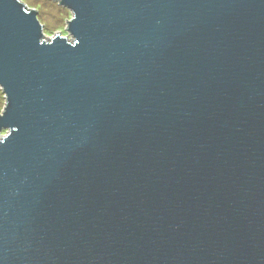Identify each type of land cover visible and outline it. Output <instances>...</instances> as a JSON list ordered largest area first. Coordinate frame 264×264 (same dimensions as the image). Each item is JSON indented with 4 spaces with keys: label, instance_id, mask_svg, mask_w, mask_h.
Wrapping results in <instances>:
<instances>
[{
    "label": "water",
    "instance_id": "1",
    "mask_svg": "<svg viewBox=\"0 0 264 264\" xmlns=\"http://www.w3.org/2000/svg\"><path fill=\"white\" fill-rule=\"evenodd\" d=\"M0 0V264H264V0Z\"/></svg>",
    "mask_w": 264,
    "mask_h": 264
},
{
    "label": "rangeland",
    "instance_id": "2",
    "mask_svg": "<svg viewBox=\"0 0 264 264\" xmlns=\"http://www.w3.org/2000/svg\"><path fill=\"white\" fill-rule=\"evenodd\" d=\"M27 8H34L38 19L43 25V40L51 39L57 35H65L70 41L73 37L68 32L66 20L72 19V10L59 3L58 0H22ZM7 102L6 94L0 87V115L4 112ZM8 130L0 132V140Z\"/></svg>",
    "mask_w": 264,
    "mask_h": 264
}]
</instances>
